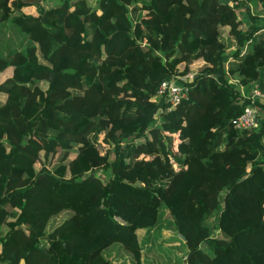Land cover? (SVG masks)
I'll return each instance as SVG.
<instances>
[{"label": "trees", "instance_id": "1", "mask_svg": "<svg viewBox=\"0 0 264 264\" xmlns=\"http://www.w3.org/2000/svg\"><path fill=\"white\" fill-rule=\"evenodd\" d=\"M262 18L264 0H0L38 44L0 55V264H264V103L233 123L264 92ZM198 59L178 105L154 98Z\"/></svg>", "mask_w": 264, "mask_h": 264}, {"label": "rangeland", "instance_id": "2", "mask_svg": "<svg viewBox=\"0 0 264 264\" xmlns=\"http://www.w3.org/2000/svg\"><path fill=\"white\" fill-rule=\"evenodd\" d=\"M253 4V3H252ZM245 9H237V15L240 19H242V24L241 26L243 27V29H247L250 23V18L249 15L244 11ZM254 10V9H252ZM32 11V10H31ZM244 11V12H243ZM259 23L261 25H264V18L259 20ZM7 34L5 33L6 30ZM258 33H261V30L258 31ZM31 45H37V43H35L29 36V34L22 32L21 29L17 26V24L15 23H0V55H3L5 57H9L11 60L13 59L14 55L16 52L21 51L23 53H26V50L29 46ZM230 48L229 51L227 53H232V50L234 49ZM249 48L248 44L245 45L243 47V52H245L247 49ZM38 55L40 57V59L42 61H46L43 57V54L41 53L40 49H38ZM233 61L232 56H230L229 58H227L226 60V66L228 67L229 64H231V62ZM206 65V62L203 59H198L196 60L193 64H192V69L191 72H195L197 74V72H199L204 66ZM10 72H6L4 73V77L6 75H9ZM236 79L235 77L232 78L231 80H233V82H235ZM242 90H245L244 88H242ZM255 89L251 90L249 92V94L254 91ZM245 92V91H244ZM247 94V92H245ZM154 98L158 99L159 97L154 96ZM259 100V99H257ZM260 101V100H259ZM179 142L178 140V136L175 135V141L174 143L177 144ZM101 144L99 145L101 150L105 153L109 152V146L108 144H103L102 142H100ZM109 159L110 161H113L116 158V153L115 152H109ZM74 156V154H72L69 158L68 161ZM106 168H102L99 171V174L103 177L107 176V173L105 172Z\"/></svg>", "mask_w": 264, "mask_h": 264}, {"label": "built area", "instance_id": "3", "mask_svg": "<svg viewBox=\"0 0 264 264\" xmlns=\"http://www.w3.org/2000/svg\"><path fill=\"white\" fill-rule=\"evenodd\" d=\"M195 75V72L190 71L185 75L165 79L160 84L156 96L170 103V108L178 105L183 98L187 97L189 91L187 82L193 80ZM251 98L253 103L248 104L244 111L234 119V126L238 129H252L259 124L260 107L254 101L264 98V92L255 88Z\"/></svg>", "mask_w": 264, "mask_h": 264}, {"label": "crops", "instance_id": "4", "mask_svg": "<svg viewBox=\"0 0 264 264\" xmlns=\"http://www.w3.org/2000/svg\"><path fill=\"white\" fill-rule=\"evenodd\" d=\"M262 103H264V98H262V99H259Z\"/></svg>", "mask_w": 264, "mask_h": 264}]
</instances>
